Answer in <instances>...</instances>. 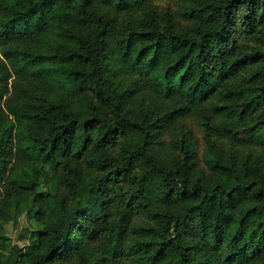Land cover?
Masks as SVG:
<instances>
[{"label":"trees","instance_id":"trees-1","mask_svg":"<svg viewBox=\"0 0 264 264\" xmlns=\"http://www.w3.org/2000/svg\"><path fill=\"white\" fill-rule=\"evenodd\" d=\"M144 1L0 0V238L16 217L7 194L29 190L44 215L0 264H50L68 244L77 264H264V0L115 21ZM201 110L219 138L205 166L181 143L159 158L158 129ZM66 152L60 188L42 165Z\"/></svg>","mask_w":264,"mask_h":264},{"label":"rangeland","instance_id":"rangeland-1","mask_svg":"<svg viewBox=\"0 0 264 264\" xmlns=\"http://www.w3.org/2000/svg\"><path fill=\"white\" fill-rule=\"evenodd\" d=\"M177 2L178 0H146L138 6L131 8L130 11L126 13L123 11L124 9L120 10L119 13L115 14L114 19L118 22L128 16L130 18L133 16L146 18L147 15H152L159 20L162 18L165 19L166 17L164 15H166L167 10L175 9L177 7ZM105 13L108 15L107 12ZM85 27L86 25L81 22L70 23V28L74 30L84 29ZM242 36L245 37L244 34H242ZM246 36L249 35L247 34ZM244 71L245 69H242L226 80L236 82L240 79L241 74ZM135 97H133V100H135ZM213 120L214 115L212 113H206L204 110L179 116L168 125L158 129L156 133V141L152 142L151 148L159 158L166 159L173 154L180 153L182 148L179 143H181L188 147L190 154L189 158L194 160L195 165L203 167L205 166L202 158L204 149L210 140L217 141L219 139L216 137V133L213 131L212 125H209L213 122ZM205 121H208V123ZM120 139L121 137H118L115 141L107 142L104 147H99L98 151L101 152L102 148H108L112 152H117L120 145ZM221 141L224 143V140ZM63 155L66 158V161L64 162H54L53 164L46 162L42 165L45 179L48 177L53 178V180L44 179V184H47L52 180L53 183L59 182L60 188L63 187L61 180L62 173L76 161L75 156L71 155L69 152H66ZM77 162L82 169H88L91 172L99 171L96 166H93L87 161L85 154L81 155ZM121 182H123V180H121ZM30 193L31 192L29 190L22 188L18 192L9 193L3 197V201H6L9 198L12 199L11 206L16 214L14 219L6 220L3 223L4 234L2 238H0V249H4L5 252L11 253V251H22L25 245L31 240L28 237L30 230L27 231V228L29 229V226L35 223V220L37 221L35 225L44 221V215L42 212H34L32 209H29ZM1 195L2 193H0V197ZM34 202L41 203V199L36 195ZM111 207L112 205L109 206V209ZM32 211L34 214H32ZM31 216L33 218H31ZM2 239L4 241H2ZM94 240H96V238L92 240H88L86 238L82 241L86 244V247L92 244ZM80 251L81 249L77 245L68 244L61 251L53 255L48 262L50 264H77L80 260H82Z\"/></svg>","mask_w":264,"mask_h":264}]
</instances>
